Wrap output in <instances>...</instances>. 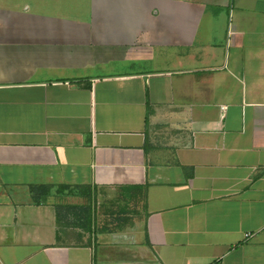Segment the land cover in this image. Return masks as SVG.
<instances>
[{"label":"crops","instance_id":"0c3cea01","mask_svg":"<svg viewBox=\"0 0 264 264\" xmlns=\"http://www.w3.org/2000/svg\"><path fill=\"white\" fill-rule=\"evenodd\" d=\"M0 264H264V0H0Z\"/></svg>","mask_w":264,"mask_h":264}]
</instances>
